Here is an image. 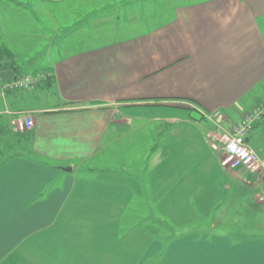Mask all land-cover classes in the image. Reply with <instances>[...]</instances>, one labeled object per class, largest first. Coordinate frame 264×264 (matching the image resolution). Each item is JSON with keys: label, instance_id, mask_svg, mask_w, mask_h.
<instances>
[{"label": "crops", "instance_id": "1", "mask_svg": "<svg viewBox=\"0 0 264 264\" xmlns=\"http://www.w3.org/2000/svg\"><path fill=\"white\" fill-rule=\"evenodd\" d=\"M148 1L0 0L12 54L42 13L28 74L53 79L0 92V264H264V177L222 167L213 148L264 99V0ZM19 112L32 128L14 130ZM151 127L139 191L159 222L118 236L120 214L147 209L114 189L113 149ZM262 129L246 136L259 153ZM165 220L187 230L162 240Z\"/></svg>", "mask_w": 264, "mask_h": 264}, {"label": "rangeland", "instance_id": "2", "mask_svg": "<svg viewBox=\"0 0 264 264\" xmlns=\"http://www.w3.org/2000/svg\"><path fill=\"white\" fill-rule=\"evenodd\" d=\"M168 1L169 0H166V2ZM177 1L178 3H182L186 0H177ZM148 2H150L151 4L148 3V5L146 6V12L150 13L149 12L150 9L152 7L153 8L155 7V5H152V4L155 3L156 1L150 0ZM116 3L118 2L116 1ZM27 8L28 9L26 12H28L29 9H32L30 5L29 6L27 5ZM36 13L38 15L39 13H41V11L37 8ZM27 14H30V13H27ZM41 14L37 17L38 21L35 22L36 24L35 31L37 32H33V30L31 29V26L28 27L27 25L26 30H25L26 32H20L21 42L13 46L14 52H15L13 54L14 66L17 67L22 73L28 74L29 72H31L32 68L30 66L34 67L35 65H38V67H40L39 66L40 62L35 63V62H30V61L35 54L34 52H37V53L40 52L42 50V46L46 42V39L44 40L42 36L44 34L46 35L47 32H39L42 30V24H43V19L41 17ZM147 16L149 17V15ZM21 25L22 23L20 24V27ZM35 69H37V71H42L41 68H35ZM1 81L2 80L0 78V82ZM194 115L198 117L197 114H194ZM229 115H230L229 119L223 120L222 122L223 126L228 127L229 121L231 120L235 121L237 118V116H235V114L232 112H230ZM151 130H152V127L142 128L140 130H137L136 132H134V134L132 133L129 135L130 140L128 139L125 142L122 141L121 143H119L120 146L118 144H115V148L113 149V151L115 152L116 160L118 161L115 165V168L119 169L120 167V169L116 170L115 173L113 174V179H115L114 189L118 191L123 188L122 190H125V191L129 190L132 192L133 196L127 198L130 204L129 209H131L132 212H134L133 210L139 209V208L140 209L144 208V210L147 209V212L146 213L142 212L141 216L140 214H137V213L131 214L130 212H129L130 214L129 213L120 214V215L118 214L120 217L119 218L120 220L123 217V215L125 216L124 222L127 220H130L128 223H125V225L123 224L124 222H122V225L124 227H122V229L117 230L121 233L120 235H118L117 233L118 236H124L129 231L134 232V235H136L139 226H136V229H133V227H135L134 225H137L135 223L138 220L145 219L148 223L149 222L151 223L152 221L159 222V216L156 212H154V207L152 206L154 203L152 202L149 194L142 195V192L139 191L140 186L146 180L145 178L146 169L148 168L149 164L152 161L149 159V156L151 155L150 150H149L150 143L154 142L153 133L150 132ZM122 145H129V147L124 146L122 148ZM145 146L148 148H144ZM120 162L124 163V165L121 166V164H118ZM116 200H118L119 203L122 204V197H116ZM139 205L140 207H137ZM135 216H137V218H135ZM164 219H167V218H164ZM165 221L166 222L163 223V228L161 229L162 231L160 229H157L158 232H156L157 234L161 233L162 240L163 238L166 239V238L173 237L175 235H180L184 231L187 230V228H185L186 226L185 227L184 226H174L168 220H165ZM204 225H207V224L204 222ZM128 227H131L130 230L125 229ZM207 228H209V226H207ZM149 231L151 230H148V232Z\"/></svg>", "mask_w": 264, "mask_h": 264}, {"label": "built area", "instance_id": "3", "mask_svg": "<svg viewBox=\"0 0 264 264\" xmlns=\"http://www.w3.org/2000/svg\"><path fill=\"white\" fill-rule=\"evenodd\" d=\"M49 75L40 71L36 74H20L12 80L0 83V92L21 91L43 81ZM12 125L16 131H24L33 126L29 113H16ZM256 124H263L261 138L264 142V99L256 103L253 108L235 124L228 133H223L218 142L213 143V148L220 155V165L231 169H245L250 173L264 177V153H259L246 140V136ZM262 196L258 197L263 202Z\"/></svg>", "mask_w": 264, "mask_h": 264}, {"label": "trees", "instance_id": "4", "mask_svg": "<svg viewBox=\"0 0 264 264\" xmlns=\"http://www.w3.org/2000/svg\"><path fill=\"white\" fill-rule=\"evenodd\" d=\"M11 68L16 75H20L22 72L14 66V58L12 52L4 45L0 46V72ZM53 81L52 75H48L43 81H41L44 84H51ZM40 82V83H41ZM189 114L193 118H197L194 114H197L194 109L189 108Z\"/></svg>", "mask_w": 264, "mask_h": 264}, {"label": "water", "instance_id": "5", "mask_svg": "<svg viewBox=\"0 0 264 264\" xmlns=\"http://www.w3.org/2000/svg\"><path fill=\"white\" fill-rule=\"evenodd\" d=\"M16 77V73L11 69L7 68L0 72V78L1 80H8V79H14ZM63 170L69 171V167L62 168Z\"/></svg>", "mask_w": 264, "mask_h": 264}]
</instances>
